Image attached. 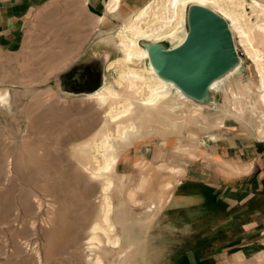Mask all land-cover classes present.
<instances>
[{
    "label": "rangeland",
    "instance_id": "1",
    "mask_svg": "<svg viewBox=\"0 0 264 264\" xmlns=\"http://www.w3.org/2000/svg\"><path fill=\"white\" fill-rule=\"evenodd\" d=\"M106 1L96 12H76L75 2L59 10L56 7L54 22L38 24L31 34L32 45L0 67V76L7 79L3 84L8 85L3 92L0 87V264H96L97 259L103 264H176L174 253L169 263L147 256V249L141 246L143 228L137 223L140 214L152 208L153 201L147 198L156 191L160 194L157 187H167L172 176L180 177L185 167L140 163L130 176H122L124 165L102 174L93 163L91 143L102 142L110 108V104L99 107L95 95L108 85L123 92L116 84L121 65L111 67L123 58L118 34L153 0H136L131 9L122 0L114 14L107 12ZM255 1L264 5V0H247L252 6ZM259 14L258 6H248L245 26L264 53L258 27L264 18ZM226 22L238 61L223 76L233 68V78H226L229 88L241 96L239 87L251 82L256 92L255 67L241 36ZM149 43L140 42L144 49L152 45ZM159 45L171 47L168 42ZM149 64L150 59L130 66L142 70ZM228 95L206 92L208 104L199 99L187 102L180 115L154 112L152 121L141 126L130 145L119 142V161L123 150L150 142L170 147L186 158H196L200 144L214 155L226 139L257 143L247 121L239 122L234 116L232 108L240 105L234 103L231 92ZM109 129L116 132L114 124ZM212 159L206 160L210 173L217 171V159ZM106 179L112 183L107 194L111 224L116 228L111 237L121 240L117 248L100 231V242L90 243L92 229L102 222ZM163 180L167 184L156 183ZM133 224L137 226L132 229Z\"/></svg>",
    "mask_w": 264,
    "mask_h": 264
},
{
    "label": "crops",
    "instance_id": "2",
    "mask_svg": "<svg viewBox=\"0 0 264 264\" xmlns=\"http://www.w3.org/2000/svg\"><path fill=\"white\" fill-rule=\"evenodd\" d=\"M69 2L76 3V12H96L107 1L0 0V67L20 57L32 45L38 24L53 23V9ZM125 3L131 9L136 0ZM5 81L0 76L2 92L8 87ZM255 140L240 144L226 139L214 155L200 144L196 158L151 142L122 151V176H130L140 163L185 167L182 176H172V187H157L161 193L147 198L153 201L151 210L140 214L141 246L149 258L169 263L174 253L176 264H264V140ZM213 157L217 171L210 173L206 160ZM165 180L156 183L167 184ZM163 247L168 252L155 250Z\"/></svg>",
    "mask_w": 264,
    "mask_h": 264
},
{
    "label": "bare ground",
    "instance_id": "3",
    "mask_svg": "<svg viewBox=\"0 0 264 264\" xmlns=\"http://www.w3.org/2000/svg\"><path fill=\"white\" fill-rule=\"evenodd\" d=\"M121 1L110 0L107 4V12L110 14L116 13L120 8ZM255 5L262 10V14L259 15L264 18V5L257 1L252 6L247 0H153L147 6L139 9L121 27L118 34V44L121 47L123 58L121 57V59L112 63L111 67H114L117 63L121 65L119 79L116 84L122 88L123 92L117 91L113 85H108L95 95L99 107L103 108L105 105L110 104L106 122H104L106 127L101 133L103 140L101 143H97V141L91 143L93 163L95 167H98L99 173L104 174L112 171V167L119 164V157L116 153L119 142L124 143L125 146L130 145L135 136L139 134L141 126L153 119L154 112L160 114L167 110L180 115L181 109L186 106L187 102L196 101V95L201 103L202 101L204 104L209 103V98L205 96L206 92L200 93L198 91L197 94H192L181 83L163 77L158 65L151 58V50L149 48L144 49L140 44L142 41L150 42L155 50L160 51L159 44L168 42L171 44L169 50H179L187 44L193 35L194 28L192 24L190 23L191 28H188L187 25H189L188 21H191L193 9L198 6L217 12L224 20L231 23L232 29L241 36L246 55L252 61L255 67L256 80L258 79L256 92L253 91L252 83L249 82L239 87L241 96L235 94L226 81V78L227 80L233 78V68H230L226 75L217 76L232 65L237 64V58L230 56L223 69L207 82V89L210 90L208 94L222 91L229 97L228 94L231 92L235 100L234 103L240 105L238 109L232 108L234 116L239 122L247 121L246 123L254 131V136H257L256 139L264 140V53L259 47L255 46L251 31H247L245 26L247 7L253 8ZM99 19H102V16ZM258 27L264 38V23ZM149 59L150 64L142 70L130 66L137 64V62L146 64ZM2 97L5 98L7 95ZM136 113L137 115L140 113V115L135 116ZM137 121H140L141 124L138 125ZM110 124H114L116 127V132L113 134L109 129ZM168 186L169 188L172 187L173 183H169ZM111 188V179H106L103 191L105 194L103 218L102 222L92 229L94 235L90 243L99 241L97 232L100 231L107 236L109 244L117 248L121 240L119 238L112 240L111 237L112 233L116 232L115 226L111 224L112 206L107 194ZM166 200L164 194L161 197V202L164 203ZM95 263L103 264L99 259Z\"/></svg>",
    "mask_w": 264,
    "mask_h": 264
},
{
    "label": "water",
    "instance_id": "4",
    "mask_svg": "<svg viewBox=\"0 0 264 264\" xmlns=\"http://www.w3.org/2000/svg\"><path fill=\"white\" fill-rule=\"evenodd\" d=\"M188 23L194 32L186 45L173 51L159 45L158 51L152 44L148 47L151 58L163 77L181 83L188 92L210 93L207 82L223 69L230 56L236 57L234 41L226 20L211 9L195 7ZM195 98L199 99L197 95Z\"/></svg>",
    "mask_w": 264,
    "mask_h": 264
}]
</instances>
